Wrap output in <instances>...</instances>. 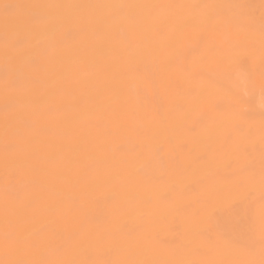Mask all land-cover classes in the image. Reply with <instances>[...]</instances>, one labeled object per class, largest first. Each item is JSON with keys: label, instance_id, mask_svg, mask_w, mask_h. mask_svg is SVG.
Returning <instances> with one entry per match:
<instances>
[{"label": "bare ground", "instance_id": "1", "mask_svg": "<svg viewBox=\"0 0 264 264\" xmlns=\"http://www.w3.org/2000/svg\"><path fill=\"white\" fill-rule=\"evenodd\" d=\"M0 264H264V0H0Z\"/></svg>", "mask_w": 264, "mask_h": 264}]
</instances>
